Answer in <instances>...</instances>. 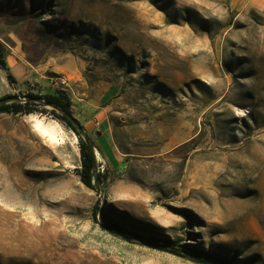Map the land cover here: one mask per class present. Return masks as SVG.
Wrapping results in <instances>:
<instances>
[{"label":"rangeland","instance_id":"obj_1","mask_svg":"<svg viewBox=\"0 0 264 264\" xmlns=\"http://www.w3.org/2000/svg\"><path fill=\"white\" fill-rule=\"evenodd\" d=\"M0 40V98L63 94L106 173L0 113V264H264V0H0Z\"/></svg>","mask_w":264,"mask_h":264},{"label":"trees","instance_id":"obj_2","mask_svg":"<svg viewBox=\"0 0 264 264\" xmlns=\"http://www.w3.org/2000/svg\"><path fill=\"white\" fill-rule=\"evenodd\" d=\"M0 69L5 72L8 83L13 85L16 83V78L10 71L8 67V62L4 52V45L0 40ZM38 105L50 106L55 110H58L62 114V119L66 126L70 127L79 139V149H80V169L77 171L81 182L89 187L91 190L100 187L106 173H101L99 169V163L95 157V145L88 135L84 134L83 126L77 122L75 116L71 113L70 100H68L63 94H34L28 93L25 96V100H21L18 97L11 95H5L0 98V113L7 114H24L31 115L37 111L36 107ZM100 136L98 139L102 141L103 151L102 155L106 156L108 159L109 151L108 146L103 138ZM97 212H95L96 215ZM107 227V226H106ZM111 232L121 234L124 232L120 226L110 225L107 227ZM134 238L140 240V243L144 246L157 249L159 251H165L174 256H184L179 248L176 247L175 243L171 240L160 241L155 237H150L146 235H141L137 233H131ZM187 251L192 258L202 264H225V261L221 258L214 257L213 255L206 253L204 251H199L193 249L191 246L187 247Z\"/></svg>","mask_w":264,"mask_h":264},{"label":"bare ground","instance_id":"obj_3","mask_svg":"<svg viewBox=\"0 0 264 264\" xmlns=\"http://www.w3.org/2000/svg\"><path fill=\"white\" fill-rule=\"evenodd\" d=\"M33 124H34V121H33ZM33 128H34V126H33ZM35 130L40 134V137H42L46 141H49V142H52V143H57L58 145L63 144L65 142V138L64 137H62V138L58 137L59 133L57 132V130L54 129L53 126L45 125L40 120L37 121V123L35 125ZM96 156L100 159V156H99L98 152H97Z\"/></svg>","mask_w":264,"mask_h":264},{"label":"crops","instance_id":"obj_4","mask_svg":"<svg viewBox=\"0 0 264 264\" xmlns=\"http://www.w3.org/2000/svg\"><path fill=\"white\" fill-rule=\"evenodd\" d=\"M104 138V137H103ZM105 138H106V136H105ZM105 141H106V139H105ZM107 143V142H106Z\"/></svg>","mask_w":264,"mask_h":264},{"label":"built area","instance_id":"obj_5","mask_svg":"<svg viewBox=\"0 0 264 264\" xmlns=\"http://www.w3.org/2000/svg\"><path fill=\"white\" fill-rule=\"evenodd\" d=\"M96 125H99L98 123Z\"/></svg>","mask_w":264,"mask_h":264}]
</instances>
